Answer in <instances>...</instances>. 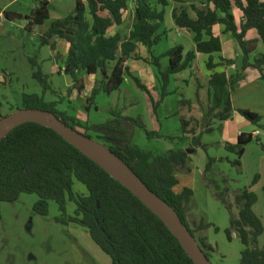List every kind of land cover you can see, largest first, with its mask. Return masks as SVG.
Returning <instances> with one entry per match:
<instances>
[{"label": "trees", "instance_id": "obj_1", "mask_svg": "<svg viewBox=\"0 0 264 264\" xmlns=\"http://www.w3.org/2000/svg\"><path fill=\"white\" fill-rule=\"evenodd\" d=\"M36 1L37 5L29 15L12 13L8 14L9 19H26V28L30 31L42 25L50 15L49 1ZM130 1L75 0L74 11L65 18L53 20L48 31L40 35L41 44L48 45L52 51L57 48L54 38L68 43L61 70L71 76L73 88L79 94L85 91L84 85L79 83L80 72L100 74L99 87H94L87 97V109L100 91L109 95L118 90L125 75H129L137 87L150 96L149 89L132 74L127 64L133 59L143 60L157 68L163 91L158 102L150 97L153 110H156V105L169 95L165 89L171 76L191 68L197 56L202 54L208 56L205 64L212 71L208 80L212 100L207 109L210 118L224 121L236 112L250 123L260 125L262 116L259 113L247 108L234 110L231 94L244 79L248 68L257 69L260 78L264 79V52L256 54L259 42L264 44V0H158L162 6L160 10L151 0H134V21L128 35L123 37L119 31L111 34L112 28L124 23ZM172 2L177 4L171 12L174 24L178 29L193 34L194 47L185 51L182 44H176L155 56L152 53L154 46L167 33L160 30L165 21L166 8ZM234 8L241 13L239 23ZM87 12L91 21L87 19ZM250 30H255L258 36L248 39ZM226 33H230L238 44L239 61L221 55V35ZM140 46L147 49L151 59L139 54ZM164 57L168 58L166 67L161 63ZM32 63L35 65L34 61ZM231 65L236 68L229 74L225 70L216 71L218 67ZM33 78L44 91L51 89L47 75L40 69L33 72ZM201 88L198 82L197 98ZM56 106V101L46 102L43 96L36 94L23 97V108L49 111L90 138L86 130L98 133L96 138L102 140L115 156L178 213L210 258L214 247L206 236L197 237L195 232L204 231L212 225L201 220L191 227L187 219V204L193 191L186 187L175 193L173 187L178 183L175 173L180 166L191 159L197 148H206L202 134L212 130L211 124H207L198 135L193 130L187 147L157 152L131 144L130 131L122 126L120 120L130 124V128H142L148 137H162L156 131H148L139 117L114 112L112 120L87 126L75 116L59 111ZM5 116L0 112V119ZM181 122L184 135L177 138L189 140L185 135L188 123ZM252 139V134L241 132L235 143H225V149L237 155L234 161L237 166L241 165L245 146ZM261 147L264 151L263 143ZM213 161L210 157L206 170L210 169ZM258 178L255 175L254 184ZM76 182L84 185L85 194L74 191ZM225 191L228 192L227 189ZM22 193L38 196L34 211L41 215H47L49 201L56 202L61 212L56 221L85 228L96 245L110 257L112 264H195L173 232L138 197L55 130L35 121L16 126L0 141V202H14ZM69 201L75 205L72 216L66 213ZM256 201V194L248 187L236 194L234 204L239 209L238 214L231 215L230 227L225 229L228 240H231L233 232L241 240L243 249L239 264H264V249L258 246L259 237L264 235V224L253 210ZM227 208L231 212L232 204ZM214 230L218 232L219 228L214 227Z\"/></svg>", "mask_w": 264, "mask_h": 264}, {"label": "rangeland", "instance_id": "obj_2", "mask_svg": "<svg viewBox=\"0 0 264 264\" xmlns=\"http://www.w3.org/2000/svg\"><path fill=\"white\" fill-rule=\"evenodd\" d=\"M48 1L49 18L30 31L26 28V19H9L5 14L29 15L37 1L0 0V112L8 115L22 109L23 97L33 94L43 96L46 102L56 101L59 111L75 116L87 126L106 123L114 118V112H121L123 116L139 117L148 131H156L162 136L148 137L142 128H130V124L120 120L122 126L130 131L132 145L157 152L175 149L180 145L187 146L193 130L198 135L207 124H211L212 130L202 134V142L206 148H197L192 154L191 168L194 176L198 169L205 174L207 185L213 192L209 198L207 212L202 214L205 222L212 226L195 232V235H205L214 247L215 250L210 253L209 258L212 264H239L243 245L236 233L228 240L225 229L230 227L231 215L236 216L238 213L236 205L231 212L227 206L234 204L235 195L243 188L248 187L256 194L257 201L253 210L264 224V151L261 147V143L264 144V79L260 78L259 71L255 68L246 71L244 79L232 92L231 97L233 95L234 106L259 113L262 116L260 125L250 123L239 114L226 122L210 118L207 109L212 100L207 83L212 71L208 70L205 64L207 55H199L191 68L171 76L165 89L169 95L156 105V110H153L152 99L158 102L163 91L157 68L143 60L133 59L127 64L132 74L149 89L150 96L137 87L129 75H125L118 90L109 95L100 91L87 109V97L91 95L94 87H99L100 74L88 75L80 72L79 83L84 85L85 91L79 94L73 88L71 76L61 70L67 55V42L56 39L57 48L52 51L40 41V35L48 31L53 20L65 18L74 11L75 0ZM151 2L158 10L161 9L158 0ZM176 6L177 4L172 2L166 8L165 21L160 31L167 33L162 41L154 46L152 53L155 56L176 44H182L185 51L194 44L192 33L175 29L171 12ZM133 7L134 0H131L125 12L124 23L112 28L111 34L119 31L123 37L128 35L134 21ZM234 10L239 23L240 11L237 8ZM86 16L91 21L88 12ZM223 43L226 54L239 61L240 50L230 33L223 35ZM138 52L141 56L151 59L145 47L140 46ZM258 52H264V44L261 42L256 54ZM161 63L166 67L168 58L164 57ZM235 68L236 66L231 65L225 68V71L229 74ZM37 69L47 75L51 89L44 91L40 83L33 78V72ZM198 82L203 87L199 90V98L196 97ZM183 120L188 123L185 135L189 140L177 138H183ZM227 127L252 135L254 130L258 131V135H253L252 141L245 146L240 166L234 163L237 155L226 150L225 144L222 143L226 139ZM86 133L105 146L102 140L96 138L98 133L94 130L88 129ZM210 157L214 161L210 169L206 170ZM255 175L259 178L254 184ZM74 191L86 193L84 185L79 182L74 184ZM37 201L36 194L22 193L14 202H0V264H112L110 257L96 245L84 228L56 221L61 214L56 202L49 201L47 215H41L34 211ZM74 211L75 205L69 201L66 205L67 215L72 216ZM188 221L191 227H194L192 220L188 218ZM214 227H218L219 231L216 232ZM258 246L264 249V235L259 237Z\"/></svg>", "mask_w": 264, "mask_h": 264}, {"label": "water", "instance_id": "obj_3", "mask_svg": "<svg viewBox=\"0 0 264 264\" xmlns=\"http://www.w3.org/2000/svg\"><path fill=\"white\" fill-rule=\"evenodd\" d=\"M29 121L39 122L55 130L61 137L138 197L173 232L195 264H212L200 248L190 229L162 197L152 191L127 164L115 156L106 146L66 125L55 114L37 108H22L12 112L0 119V141L16 126ZM97 149L102 150L121 170L108 162L97 152Z\"/></svg>", "mask_w": 264, "mask_h": 264}, {"label": "crops", "instance_id": "obj_4", "mask_svg": "<svg viewBox=\"0 0 264 264\" xmlns=\"http://www.w3.org/2000/svg\"><path fill=\"white\" fill-rule=\"evenodd\" d=\"M233 11H234V14H235V17H236V20H237V13H236L235 10H233ZM0 16H1L0 20H2V15L0 14ZM5 16L7 18L8 14H5ZM240 17H241V13H240ZM240 17H239V19H240ZM219 28L221 30L222 27L220 26ZM175 29H176V31H179V29L177 27ZM223 35L224 34L221 35V41H222V45H223V50H222L221 55L223 57H225V58L235 59V57H232V56L226 54L225 49H224V43H223ZM257 36L258 35H257V32L255 30H250L247 33V38L248 39L256 38ZM55 41L57 42L56 39H55ZM67 45H68V43H67ZM193 47H194V44H191V48L190 49H192ZM200 55H202V54H200ZM198 57H199V55L197 56L196 59H198ZM207 59H208V56L205 57V62H206ZM214 60H215V62L218 61V59H216V56H214ZM249 69H252V67L248 68L246 71H248ZM223 70H225L224 67L216 68V71H223ZM231 98H232V104H233L234 110L240 108V107L234 106L233 95H232ZM236 115H237V113L234 112L233 115L231 116V118H229L227 120H224L223 122H226V121L234 119V117ZM240 133L241 132L238 129L227 127V132H226V135H225L226 139H224L223 140L224 142H222V143L223 144H225L226 142L235 143L236 139H237V136ZM253 135L257 136L258 135V131L254 130ZM187 146L180 145L177 148H185ZM168 150H170V149H168ZM192 162H193V159H192V156H191V159L187 160V162L185 164H182L180 166L179 170L176 171L175 176H176V178L178 180V183L173 187V191L175 193H180L186 187L192 189L193 194H192V196L189 199V202L187 204V215H188L187 219L188 218L191 219L193 224H194V223L200 222L201 220H203L205 222V219H204L202 214L207 212V208H208L207 205L209 203V198L211 197L213 192H211L209 185H207V178L205 177V174H203V172L201 170L198 169L197 170V174L194 176L193 169L191 168V163ZM191 176H193V177H191ZM82 194H85V193H82ZM231 204H232V208H233V206H235V204H233V203H231ZM235 207H236L237 210H239L237 206H235ZM206 223H207V221H206ZM232 236L233 237L235 236L234 232L232 233Z\"/></svg>", "mask_w": 264, "mask_h": 264}, {"label": "bare ground", "instance_id": "obj_5", "mask_svg": "<svg viewBox=\"0 0 264 264\" xmlns=\"http://www.w3.org/2000/svg\"><path fill=\"white\" fill-rule=\"evenodd\" d=\"M97 152L99 153V154H101L108 162H110L114 167H116L117 169H120L119 167H118V165L114 162V161H112L102 150H100V149H97ZM121 170V169H120Z\"/></svg>", "mask_w": 264, "mask_h": 264}]
</instances>
